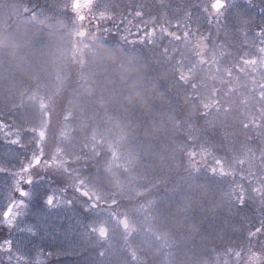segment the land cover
Here are the masks:
<instances>
[{
    "label": "rangeland",
    "instance_id": "1",
    "mask_svg": "<svg viewBox=\"0 0 264 264\" xmlns=\"http://www.w3.org/2000/svg\"><path fill=\"white\" fill-rule=\"evenodd\" d=\"M103 1L109 2V0H97L96 6ZM136 1H139V3L141 2V0ZM190 2H194L195 5H190ZM210 2L211 0H152L150 10L144 11L142 13L143 15L139 18L142 23L148 22L152 24L157 22L158 26L164 25V28L171 31L168 27H165L168 21H173L175 24L179 25L183 23L190 25L189 16L192 12L193 19H196L195 29L199 30L181 29L182 32L189 31L187 40L183 38L181 32L179 34L175 32L181 36V40H174V44L179 45L181 43L183 46L181 55L183 59L182 72L189 77L188 83L185 84L181 82L184 85L191 87L193 83H197L200 85L199 87L208 85L212 86L210 89L214 91L215 86L217 90L218 87L221 89V84L224 83V81H229L228 76L233 74L232 77L234 78L237 76L242 78L244 73L248 74L250 80L247 85L253 91V94L249 95L246 99L248 101L250 99H255L256 105L252 107L250 105L251 102L243 105L241 101H237L234 95V88H231L234 94L229 92L230 100L228 99L227 101L228 105L233 107L234 110L243 108L244 112L233 115V118L230 117V114L221 117V113H219V115H215L214 120H212L214 125L212 126L216 129L220 122L223 126L228 122L230 124L235 123L234 126L229 124L226 129L218 131L217 136L220 134L219 147H221V136L225 134V139L228 141L227 146L231 145V148L234 149V153L232 150L230 154H224L225 157L223 158L225 169H228V171L232 173L231 176L235 180L236 190L233 197L240 208L239 210L241 212L238 214V219L240 217L242 223L232 220L227 216L233 215V211L235 210L222 206L216 199V204L213 207H208V205L205 204L207 207L202 205L201 208L195 193L183 191L180 190L179 187L175 188V186L171 185L170 179L172 173L178 171V164L184 161L183 151H179L177 145L176 150L178 157L175 156L173 149L170 147L168 152L165 150L166 154L160 156H156L157 150H153L152 159L150 158L144 161V167L147 166L148 169H152V167L155 168L158 161L161 167L165 165L164 170H159L162 176L155 178L154 184H148L147 186L143 184V186V182L140 181L136 183V179V184H134V170L132 167L136 166L137 160L142 158L141 153L137 154L135 157L132 153L133 149L131 145H129L124 160H120V158L123 155V153H121L122 146L134 141V139H132V134L138 132L140 128L133 129V127L139 124L136 125V123H131L128 118H126V108L119 104H112L109 98L99 93L98 90L100 89H95L91 82L90 93L85 91L83 94H75L74 97H71L68 108L64 114V119L68 118L67 126L61 128L51 126L52 115L50 106L52 97L45 95L42 85L36 86L31 93L25 78H22L20 84H17L18 78L20 77L17 71L22 72L24 68H28V64L24 62H30V60L33 59L32 56L37 57L39 55L37 59L39 65L44 66V60L49 59L56 81L59 82L63 79V75L68 73L74 54L78 57H83L82 63L87 64L93 56L101 52L103 47L101 40L102 38L104 39L108 33V22L111 20L118 21L124 7H120L122 10H113L114 8L108 10V6L102 8L97 7L95 9L96 13L99 11H106L111 15V19L98 21L100 33L102 34V38H100L91 30V28L94 29L96 27V22H86V28L89 29L87 32L79 26L78 22L74 23L72 28H69L65 22L51 23L49 18L52 19V17H48L47 11L43 9L45 7L44 4L38 5L37 0H26L22 6V10L24 11V13H22L23 15L16 14L14 10H11L14 6L13 3H10V11L9 7H5L7 10L0 11V16L8 11L9 15L11 12L13 13V19L15 20L20 17L22 21L33 23L42 30V33L37 35L38 39L49 37L52 42L48 48V46L42 44L40 40L38 42V49L35 48L31 52L29 49L31 46L29 39L32 37L24 41L25 35H21V32L18 30L10 28V17L6 19L3 25H0V40H4L5 38L8 40L3 46H0V57H2L4 53L18 50V47L24 49V54L26 56V58H23V55L15 51L14 61L17 62V64L13 65V68H16L14 70L15 74L14 76L10 74V78H5L7 81L0 83V90L3 92V95L7 96L5 99H2L0 95V102L4 100H9L11 102L8 104L5 103L0 108L1 111L4 106L7 108L9 107L7 110L8 112L6 111L5 114L11 116V124L5 126L9 127L8 130L10 131L6 134V137L9 136L13 140H18L23 138L24 134L27 135V132L30 130V136L32 138H28L30 144L25 145L26 150H24L23 154L21 153V157L16 156L17 154L13 152L6 156V163L10 167L9 172L6 168V163L3 162V171L0 172V177H3L5 185L0 188L1 221H3V213L10 201L13 198L19 200V195L15 193L13 187L16 179L14 172L21 169L24 166H22L24 162L28 163L32 154L38 153L43 155L45 164L42 165L41 168L32 170V183L30 185H21V187L29 193V195L21 199V201H23L25 205L31 203L32 206L35 199L43 195L42 192L46 194L49 193L48 196L45 197L46 201L42 205L47 208V201L50 197L55 202L56 197L59 196V201H62L61 194L72 185L74 189V203H72L74 205V259H76L74 264H87L86 261L88 262V260L83 258L84 254H86L84 250L86 248L88 249L87 245L92 238L90 234L92 230L96 233L100 245L99 248H101L99 251L102 253H104L103 251L106 252L105 260H108L109 264H264V233L259 234L258 237L251 242L248 239L249 232L255 230L260 226L261 221H264V209L261 210L260 208H264V168L261 167V153L259 154L255 144L248 142L249 139L256 137V133H259L258 136L260 140H264V137L261 139L262 133L264 134V122L263 120L260 122L261 119H264V111L260 109L257 102V82L261 81L259 73L264 71V68L257 67L256 70L253 71L251 66H237V70L233 71L232 69H228L227 71V66L222 62L221 53L215 52L219 51L221 48L226 50V52H228V49L232 48L242 51L245 48L243 45L245 40L247 42L252 40V37L244 39L243 36H241L243 31H249L250 29L251 23L249 19L244 17V10L248 9L250 5L252 6V0H226L227 7L224 9V13L219 18L218 22L215 18H211L209 13L204 10L207 6L210 8ZM171 3H173L174 6H172ZM166 5L169 7H166ZM186 5H188V7ZM254 5L259 6V10L264 12V1H260V3ZM62 7L67 8L66 6ZM142 8L144 10L146 6L143 5ZM25 9L28 10L25 11ZM157 11H161L163 14ZM172 11L174 14L177 11V19L172 18ZM178 11L180 12L178 13ZM232 16H234L233 24H236V29L234 30H236L235 34L237 38H233L232 41L229 42L228 38L223 34L222 43L218 44L217 42L218 47L215 48V45H217L216 41L213 47L209 46L207 41L208 33H213L214 39H216L217 35L222 34L220 31L221 25L226 24L227 18L231 21ZM140 19L138 22H140ZM230 24H232V22L228 25ZM46 25L48 28H44ZM158 26H155L157 30L155 38L160 36L157 39V41H160L163 38V34L160 32ZM132 27L134 28V24ZM152 27L154 26L152 25ZM104 29H107V31H104ZM49 31L54 34L48 36L47 33ZM201 33H203L204 38L199 37ZM231 34L232 32L229 31L226 35L228 36ZM93 41H95L97 47L91 50L89 46ZM237 41L239 43L238 45ZM202 42L206 47H204L202 55H198V53L201 52L199 45H201ZM16 43H18V46H15ZM212 48L215 49L214 52H210ZM41 50L43 54L40 53ZM48 50L49 52H47ZM179 50L180 49L175 51V53H178ZM257 50L258 47L255 48V51L250 50L244 52L243 55L245 58L250 59L255 56ZM93 51H95V53H93ZM85 52H88L86 55L87 57H84ZM104 52L110 53V49L106 45H104ZM31 53L33 54L32 56ZM10 54L13 55L14 53L12 52L7 55ZM234 55H236V53H234ZM259 56L260 53L257 51V59H259ZM232 57L231 55V58ZM200 60H203V63H200ZM92 65L95 64L93 63ZM95 67L97 71L92 72L93 78L100 79L105 70L104 64H99ZM189 68H193V71L189 72ZM241 68H244V71H239ZM226 74H228V76ZM11 81L14 89L17 88V91L11 92L9 95ZM52 84H54V82ZM180 84L178 87L172 83L168 84L170 90L169 95H174V97L179 96L176 95V91L180 90ZM226 85L231 87L234 83L227 82ZM195 90H198L197 87L187 89L185 92L190 94L195 93ZM205 90L206 87L203 88V92ZM207 98H213V96L207 97L202 95V99ZM87 105L91 110H86L84 108ZM58 109L59 108L53 111L57 112ZM155 110L156 109L149 111L145 116L149 114L154 116V112L161 110L160 115L162 118H165L163 129L166 130V132L169 131L168 133H170L171 130H186L189 134L182 136V138L188 137L189 139V126L192 125L193 122L191 117L192 112H189V110L185 111L187 119L185 121L183 120V123H179L176 118L175 123H172L173 117L170 115L171 111L167 102L161 101L158 110ZM74 111H76V113H74ZM85 111H93L87 121L86 117L89 113ZM99 113H102L104 117L99 116ZM241 116L245 118L243 119ZM98 117L101 118V122L96 123L94 128L90 127L89 119L92 118L95 120ZM254 117L259 121L256 120L255 123L250 125L252 126L251 128L245 130L243 124H250ZM233 119H235V121ZM5 124L7 123L5 122ZM172 124L181 125L182 129H177L175 126H172ZM96 127L98 128L96 129ZM110 127H112L111 134H115L117 140L115 143L110 144L107 152L110 153V155L105 156L103 161L99 156L96 144L103 137L104 132L109 135ZM30 128H32V130ZM142 128L145 129L144 126ZM56 131H61L62 133L59 143L55 142L57 135L53 132ZM184 140V145L186 146L188 141L186 139ZM263 140L262 143H264ZM144 147L146 148L145 150L150 153V145L147 147L142 145V148ZM204 147L209 148L210 146ZM164 149H167V146ZM189 151V149L185 150L186 155ZM213 151H216L215 153L222 157V153L217 151L216 147L215 149L213 148ZM261 152H264V150ZM257 154H259V157H257ZM130 157L131 159L127 160V158ZM145 158L147 157L144 155V159ZM201 160L203 159H200V164L202 165ZM240 161H243V164H241ZM17 162L20 163L17 164ZM133 162H135V165H133ZM252 162H255V164L250 165ZM186 163L189 164L191 162L187 160ZM227 164H229L230 167L227 166ZM207 166L213 167L215 163L213 166L208 164ZM258 169L262 172H259ZM198 172H201V170ZM254 172L257 173L256 176ZM147 174L151 173L148 172ZM242 176L244 177L243 179ZM190 177L191 175H188L184 180L188 181ZM225 177L229 176H224L222 178L226 181H230L229 179H225ZM48 178L50 179V185L52 187L48 186ZM53 180H57L61 185L54 187L52 185ZM73 180L74 184L72 183ZM80 182L82 185L79 187L78 184ZM0 183H2L1 179ZM185 185L187 184L183 186ZM238 185H243L246 189V198L243 204L238 202ZM138 186L141 187L138 188ZM254 188H260L261 192H255L253 190ZM77 190L79 191L76 192ZM81 193H86L88 199H90L89 203L83 202L86 198ZM201 196L203 195L201 194ZM258 196H260V199H258ZM60 204L64 205L63 202H60ZM92 204L95 205V207H93ZM53 205H57L56 202ZM42 206L40 210L47 214ZM83 206H85L86 209L81 211L80 207ZM33 208L31 211H40L37 203ZM256 212L259 213L256 220H254L252 215L255 216ZM36 222H43V227ZM49 222L58 223L59 221L56 218L46 216L42 213H39L37 218L33 219V222L31 218L30 227L28 229L30 248L15 251L13 250L15 248L11 244V252L0 250V264H32L33 262H35L34 264H39V262L49 260L51 256L47 257L45 255V249H49L48 243H50V241L46 242V239L48 240L49 238H46V235H44L46 232L44 228ZM5 226L7 227L6 224ZM102 227L108 230V235H106V237L97 236L100 230H103L101 229ZM23 237L24 236L19 237L18 241L15 242L17 246L23 244ZM61 239L62 240L59 239L57 241L60 247L64 246V249H67L69 248V244L72 245V239ZM5 243L6 242L0 243V248H3ZM45 243L47 246H45ZM52 247V249H54L57 246L54 247L52 245ZM100 252L97 253L99 254ZM237 253H239V256ZM51 259L53 260V258ZM93 259L101 260L100 254L95 255Z\"/></svg>",
    "mask_w": 264,
    "mask_h": 264
},
{
    "label": "trees",
    "instance_id": "2",
    "mask_svg": "<svg viewBox=\"0 0 264 264\" xmlns=\"http://www.w3.org/2000/svg\"><path fill=\"white\" fill-rule=\"evenodd\" d=\"M33 1V0H32ZM151 1L152 0H109L101 2L96 8H102L104 6H108V10L114 8L113 10L121 9L124 7L122 14L119 16L118 21H109L108 26V33L105 36V38H102L103 47L100 53L93 56V58L88 61L89 63L83 64L82 58L78 57L76 54H74L72 63L69 67V71L67 74H64L63 79L59 82L56 81L54 71L50 65L49 59H45L44 57V66L39 65L37 62L38 56H32V60L30 62L25 61V64H28V68H24L22 72H18L17 74L20 76L18 78V83L20 84L21 79L25 78L27 86H29L30 92L32 93L34 88L39 85L43 86V90L45 91V95L52 97V103L50 106L51 109V126H55V128H61L66 127L68 124V118L64 119V114L68 108L69 102L71 97H74L75 94H83L85 91L91 92L90 88V82L93 84L95 89L98 90L99 93H101L103 96H107L112 104L116 105L119 104L126 108V118L131 123L139 124L138 126L133 127V129L140 128L138 132H135L132 134V139L134 141L129 142L128 144L122 146L121 153H123L120 160H124V157L126 153L128 152V146L131 145V148L133 149L132 153L136 157L137 154L141 153L142 158L140 160H137L136 166H133L134 170V184L142 181V185L146 184H154L155 178L158 176H162V174L159 172V170H164L165 165H160L159 161L157 162V165L155 168L152 167L148 169V167H144V161L146 159H152V153L153 150L156 151V156H160L162 154H166V151L168 152L169 148L171 147L173 149V153L176 157H178V153L176 150L183 151V157L184 161L180 162L178 164V171H175L172 173V177L170 179V183L172 186H175V188L179 187L180 190L188 191L191 193H195V196L198 199L199 206L202 208L203 206L208 205V207H213L216 204V201L221 204L222 206H225L227 208H231L235 211L233 215H227L232 220L239 221L242 223V220L238 219V214H240V208L238 207L237 203L235 202V199L233 197V194L236 190V184L233 177L230 175L229 177H225V179H229L230 181L224 180L219 175H211L209 173V168L207 166L211 165L213 166L214 161L211 157H208L206 160H201L202 165L200 164L201 156L199 155V152L201 150V145L203 146H210L209 149L213 151V148L217 149V151L222 153V157H225L224 154L228 155L231 153L234 149H232L231 145L227 146L228 141L226 138V135L223 134L221 136V147H219L220 138L219 135L217 136L218 131L224 130L229 126V122L226 123L224 126L221 125V122L219 123L218 128L216 129L213 127L212 120H214L215 115H219L221 113V117L224 115L228 116L230 114V117L233 118V115L238 113H243L244 109L241 108L239 110H234L233 107L228 105L227 101L229 98V92H232L231 88H234V95L236 97L237 101H241V103L248 104L251 102V106L253 107L256 105L255 99H250L249 101L246 99L249 97V95L253 94V91L248 87L247 83L249 82V79H247L245 82H240L236 84L237 82H234V77H229V82L234 83L233 86H227V82L224 81V83L221 84V89L218 87V90L215 89L214 91L210 89L212 86H203L199 87L197 83H194L197 85V89L194 92L188 94L185 92L187 89H191V86L184 85L179 80V75L182 72V65H183V59H182V45L181 43L179 45L174 44V40L167 36H163V38L160 41H157V38H154V41L144 42V43H134V44H127L124 43V41L121 39L124 35H127V30H131L132 33H137L138 26L142 27L145 23H147L148 28H153L152 25L158 26L157 22L154 23H148V22H141V19L135 16L136 11H142V13L146 10H150L151 8ZM26 0H0V11L7 10L5 7H9L10 11V3H13V8L11 10H14L16 14L23 15L24 11L22 10V6ZM35 2V1H34ZM160 2V1H159ZM38 5L44 4V10L47 11L48 17L51 23H58V22H65L69 28H72V25L74 24L72 21L74 20V14L70 10V0H37ZM195 5L194 2H190V5ZM145 5L146 8L143 10L142 6ZM172 6H174L173 3H171ZM62 6H66L67 8H63ZM179 6V5H176ZM188 7V5H186ZM61 7V8H59ZM121 7V8H120ZM166 7H169L166 5ZM165 8V7H163ZM162 8V9H163ZM122 10V9H121ZM161 12V11H157ZM180 11H178L179 13ZM57 13V15H56ZM162 13V12H161ZM163 14V13H162ZM54 15V16H53ZM134 15V16H131ZM177 11L174 14L172 11L171 16L172 18H176ZM9 18V25L10 28L16 29L19 32H21V35H25L24 41L29 39L31 46L29 47L30 51L32 52L33 49H38V42L41 40L42 44H46L48 48L51 45V41L49 37H44L41 39H38L37 35H40L42 33V30H40L38 27H36L33 23H29L27 21H22V19L16 18L13 19V13L9 15L8 11L6 13H3V15L0 16V25H3L6 21V19ZM244 17H248L249 20L255 21L254 23L258 21H264V12H261L259 10V6L256 5H250L248 9L244 10ZM33 18V17H32ZM31 18V20H32ZM140 19V22H138ZM131 21V23H129ZM189 23L188 24H175L173 21L169 24H165V27H168L171 31L177 32L178 34L182 32L183 29L187 28L189 30H199L196 28V19H193L192 12L189 16ZM134 24V28L132 27ZM230 25H226L224 29V35L228 38V41L231 42L233 38H237V35L233 32L235 30H232L233 32L231 35H226L231 30L229 28ZM164 28L163 25L158 26ZM44 28H48L47 25L44 26ZM182 29V30H181ZM256 30H259V28L254 27L249 29V31H246L247 34H241L244 39H248L249 37H252L251 41H255L257 39V33ZM189 32V31H188ZM48 36L53 35L54 33L48 32ZM234 34V35H233ZM223 35V34H222ZM222 35H217L216 39H214L213 33H208L207 35V41L209 46L213 47L218 42L221 43ZM199 37H203V33L200 34ZM129 40H138L137 35H129ZM8 41L6 38L4 40H0V46H3L4 43ZM246 42V41H245ZM218 44L215 45V48L218 47ZM237 41V45H238ZM245 43H243L244 45ZM254 43H252L253 45ZM104 45H106L110 49V53L104 52ZM236 45V46H237ZM15 46H18V43H16ZM91 50H94L93 48H96L95 41H93L90 46ZM99 49V48H97ZM96 49V50H97ZM165 49H167V52H165ZM178 49L179 52L175 53ZM7 50V49H6ZM16 53H20V55H23V58H26L24 54V49H21L18 47V50H15ZM7 55L9 53H4L2 57H0V83L5 82V78H10V74L14 76L15 69L13 68V65L17 64L14 60V55ZM39 51V50H38ZM215 49H210V52H214ZM238 51V50H235ZM49 52V50L47 51ZM216 52V51H215ZM239 52H227L225 56L222 59V62L225 66H227L228 69H232L233 71L237 70V66H244L242 57L244 58L243 53ZM40 53L43 54V51L41 50ZM74 53V51H73ZM95 53V51H93ZM236 53V55H234ZM40 54V55H42ZM88 54V52L84 53V57ZM46 55V54H45ZM231 55L233 56L231 58ZM87 57V56H86ZM90 57V56H89ZM48 58V55H47ZM233 60V62H232ZM17 61V59H16ZM86 62V61H85ZM95 65H92V64ZM30 64V65H29ZM90 64V65H89ZM99 64H104L105 70L103 71V75L100 79L93 78V73L97 71V68L95 66ZM27 73V75H26ZM92 73V74H91ZM246 73L243 74L244 78ZM4 78V79H1ZM86 78V80H85ZM54 82V84H52ZM189 82V81H188ZM174 84L176 87L180 84V90L176 91V95H169V86L168 84ZM60 84V85H59ZM11 89L9 91V95L11 92L17 91V88L14 89V86L12 84V81L10 83ZM245 86V87H244ZM206 87V90L203 92V88ZM221 90V91H220ZM251 92V93H250ZM0 95L2 96V99H5L7 96L3 95V92L0 90ZM202 95L207 97L213 98H207L202 99ZM1 99V100H2ZM202 99V100H201ZM161 101L167 102V105L170 108L173 121L172 123H175L176 119L179 123H183V120L185 121L187 119L185 115V111L192 112V125L189 126V132L190 136L194 139H188V144L185 146L184 142L185 140L182 138V136L188 135V131L186 130H171L170 133L166 132V130L163 129V122L165 118H162L160 113L161 110H158V107L161 105ZM212 101V102H211ZM11 103L9 100H4L0 102V108L4 104ZM207 104L209 105V109L207 110L209 112L208 116L205 117L202 115L203 112H205V109L203 106ZM9 106V105H7ZM57 110V112L53 111ZM86 110H91V108L87 105L84 107ZM9 109V107H2L0 115V168L3 166V162L6 163L7 160L6 156L11 154V152L17 154L16 156L21 157V153H24L25 145L30 144L28 141L29 139H32L30 136V130L27 132V135L24 134L23 138L18 139V144H12L10 143L13 139L9 136L6 137V134H8L10 131L8 130L9 124H11V116L6 115V111ZM82 109V108H81ZM153 109H156L154 112V116L149 114L148 116H145L149 111H152ZM84 110V109H83ZM8 112V111H7ZM60 112V113H59ZM88 112L89 115L86 117V121L90 114L93 111H85ZM76 113V111H74ZM99 116H102V113H99ZM243 119L244 116H241ZM176 118V119H175ZM137 120V121H136ZM235 121V119H233ZM256 117L252 119V122L249 125V128L251 124L256 122ZM264 119H261L260 122ZM232 121V120H231ZM259 121V120H258ZM5 122L7 124H5ZM90 127L95 126L96 123L101 122V118L98 117L97 119L93 120L92 118L89 119ZM186 123V122H185ZM210 123V124H209ZM88 125V123H87ZM213 125V126H212ZM231 126H234L235 123H231ZM244 125V124H243ZM145 127L142 128V127ZM177 129H182L181 125H173ZM183 126V125H182ZM264 127V126H263ZM98 127H96L97 129ZM148 128V129H146ZM244 128V127H243ZM259 128V127H258ZM7 129V130H6ZM32 130V128H30ZM245 129V128H244ZM245 129V130H247ZM112 127H110V133L109 135L104 132L103 137L97 142V148L100 158L104 161L105 156L110 155L108 152V148L110 144H113L117 140V136L115 134H111ZM264 132V129H263ZM56 135L55 142L59 143L60 139L62 137L61 131L53 132ZM256 137L249 139L248 142L255 144L257 151H259V154L262 150H264V143H262V137H264V134L262 133L261 139H259V136L257 133L255 134ZM169 137V138H168ZM136 139V140H135ZM181 139V140H180ZM138 140V141H137ZM215 140V141H214ZM89 141V140H88ZM264 141V140H263ZM90 143V142H89ZM165 144V145H164ZM142 145L148 146L150 145L151 150L150 153L147 152L144 148H142ZM167 146V149H164ZM121 148V146H120ZM13 149V150H12ZM33 149V148H32ZM190 151H196L197 156L195 158L196 162V168L192 167V164H187V160H189L188 156L185 153V150ZM216 152V151H214ZM242 153V152H241ZM259 154H257V157H259ZM144 155L147 157L144 159ZM115 158V156L113 155ZM130 158H127V160H130ZM5 160V161H4ZM110 161V160H108ZM180 161V160H178ZM106 163V162H105ZM135 162H133V165ZM107 164V163H106ZM255 164V162H252L250 165ZM190 168H189V167ZM227 166L230 167L229 164ZM136 167V168H135ZM6 168H9V165L6 163ZM139 168V169H138ZM159 168V169H158ZM199 168V169H197ZM208 168V169H207ZM158 169V171H157ZM201 170V172H198ZM228 171V169H225ZM259 172H262L260 169H258ZM256 171V172H258ZM151 174H147V173ZM255 173V176L257 173ZM253 174V173H252ZM188 175L191 177L190 180L186 181L184 180ZM145 178V179H144ZM136 179V183H135ZM186 181V182H185ZM184 184H187L183 186ZM141 185V186H142ZM141 186H138L140 188ZM144 186V185H143ZM201 194L203 196H201ZM206 195V196H204ZM208 196V197H207ZM216 199V201H215ZM258 199H260V196H258ZM209 200V201H208ZM210 202V203H209ZM206 204V205H205ZM207 207V206H206ZM261 210L264 208L260 207ZM210 209V208H209ZM226 209V208H224ZM245 213V212H242ZM259 212H256L255 216L252 215L253 219L256 220V217ZM264 213V211H263ZM234 221V222H235ZM231 230V229H230ZM229 231V230H228ZM242 259V258H241Z\"/></svg>",
    "mask_w": 264,
    "mask_h": 264
},
{
    "label": "snow or ice",
    "instance_id": "3",
    "mask_svg": "<svg viewBox=\"0 0 264 264\" xmlns=\"http://www.w3.org/2000/svg\"><path fill=\"white\" fill-rule=\"evenodd\" d=\"M97 0H70V8L72 13L74 14L75 19L72 21L73 23H79V26L87 32L89 29L86 28V22H96V27L91 30L94 32L95 35L102 38V34L100 33L99 29V23L100 20L105 19H111V15H109L106 11H99L98 13L95 12L96 9ZM227 7L226 0H211L210 2V8L207 6L204 10L209 13L211 18H215V20H219V18L223 15L224 9ZM28 9H25L27 11ZM143 14L141 11H136L135 16L141 17ZM131 23V21H129ZM104 31H107V29H104ZM156 28H148L147 23H145L142 27L138 26L137 33H132L131 30H127L128 34L121 37V39L124 41V43L127 44H134V43H144V42H153L154 38L156 36ZM160 32L163 34V36H167L175 41H180L181 36L178 35L175 32L169 31L167 28H161ZM129 35H137L138 40H129ZM189 36V32L185 31L183 33V38L187 40ZM258 36V52L260 53L259 59L257 57L253 56L250 59L247 58H241L243 60V65L245 67L251 66L253 71L256 70L257 67L264 68V31L257 33ZM201 48V52L198 53V55H202L204 47H206L203 42L201 45H199ZM165 52H167V49H165ZM200 63H203V60H200ZM194 67V66H193ZM189 72L193 71V68L188 69ZM239 71H244V68L239 69ZM259 76L261 77V81H258V99L257 102L260 106V109L264 111V71H261L259 73ZM179 80L183 83H188L189 77L184 72H181L179 75ZM193 88H196V84H192ZM209 105L205 104L203 108L205 109V112L202 113L203 116H208V109ZM245 129L249 127L247 123L243 125ZM259 135V133H257ZM189 139H194L193 137H189ZM10 143L12 144H18L19 140H12ZM199 155L202 159H207L208 157H211L212 160L215 163V166L209 168V173L211 175H219L220 177L224 176H230L232 175L231 172L226 171L224 167V158L218 156L214 151L211 149L204 147L201 145V150L199 152ZM187 156L189 158V161L192 163V167L196 168V151H189L187 153ZM261 167L264 168V152H261ZM241 164H243V161H240ZM45 164V160L43 159V155L34 153L31 155L28 163L25 164L21 169L14 172V175L16 177L14 182V191L15 193H18L20 197H27L29 193L24 190L21 185L23 184H31L32 183V170L35 168H41L42 165ZM0 171H3V169H0ZM244 177L242 176V179ZM239 188V198L238 202L240 204H243L245 198H246V189L243 187V185H238ZM255 192L260 193V188H254ZM82 195L87 198L86 193H81ZM48 204L51 205L53 203V199L50 197L48 199ZM25 207L23 201L17 202L14 198L10 201L8 204L6 210L3 213V222L11 228L18 216L21 214V211ZM95 207V205H93ZM264 233V221H261V224L259 227H257L255 230H252L248 234V239L251 242L253 239L257 238L259 234ZM0 250H7L8 252H11V243L6 242L3 248H0ZM239 256V253H237ZM258 258V257H257Z\"/></svg>",
    "mask_w": 264,
    "mask_h": 264
},
{
    "label": "flooded vegetation",
    "instance_id": "4",
    "mask_svg": "<svg viewBox=\"0 0 264 264\" xmlns=\"http://www.w3.org/2000/svg\"><path fill=\"white\" fill-rule=\"evenodd\" d=\"M260 1H264V0H252L251 3H252V5H254V4L260 3ZM231 18H232L231 21H229V19L227 18L226 24L221 25L220 31L222 32V34H224L225 26L231 22H232V24H230V26H229V28H231L230 31L236 29L235 28L236 24L235 23L233 24L234 16H232ZM245 18L249 19L248 17H245ZM249 22L251 23L250 29L257 27V28H259V30H256V32L260 33L262 31H264V21L261 20V21L254 23L255 21L249 20ZM169 23H171V22L168 21L167 24H169ZM163 27H164V25H163ZM160 28H162V27H160ZM243 28L246 29L245 27H243ZM238 30H240V29H238ZM171 32H173V31H171ZM233 32L235 33L236 30ZM245 33L247 34L246 31H243L241 34H245ZM221 43H222V38H221ZM244 43H245L244 44L245 48L240 53H244V52L250 51V50L255 51V48L258 47V36H257V39L255 41L254 40L250 41V42L246 41ZM252 43H254V44L252 45ZM235 50H236L235 48L228 49V52H232V51L233 52H239V51H235ZM257 51H256V54H257ZM216 52L221 53L222 59L225 56V54H227L226 50H223V48L219 49V51H216ZM256 54H255V57H256ZM233 79H234V82H237L236 84H238L241 81L245 82L247 79H249V77H248V74H245L243 79H241L239 76H237L236 78H233ZM18 163H20V162H17V164ZM25 164H26V162H24L22 164V166L23 165L25 166ZM9 169H10V167L8 168V172H9ZM0 176H1V173H0ZM0 179L2 181V183H0V188H1L3 185H5V183L3 181V177H0ZM47 181H48V186L52 187L50 185V179L49 178ZM72 183L74 184V180L72 181ZM52 185L54 187H56V186H60L61 184L57 180H53ZM81 185H82V183L80 182L78 184V186L80 187ZM78 191L79 190H77L76 192H78ZM42 193H43V195L41 197H37L35 199V201L32 203V206H31V203H29L27 205L24 204L25 207L23 208V210L21 211V214L18 216L14 225L11 228H9L8 226L6 227L5 223L0 220V243L9 241L13 245V247L15 248V249H13L15 251L29 249L30 248V243H29L30 237L28 236V234H29L28 229L30 227L31 218H32V222H33V219H36L38 214L42 213L46 216L56 218L59 222L58 223H54V222L50 223L49 222V224L46 225V227L44 228L46 230L44 235H46V238H49L48 240L46 238H44V239H46V242L50 241V243H48L49 249H45L46 250L45 255L47 257L51 256L50 259L53 258V260L49 259L47 261L39 262V264H74V262L76 261V259H74V205L72 204V203H74V189L72 188V185H71V187L69 189H66L61 194L62 201H59L60 198H59V196H57L55 199V202L57 205H53L55 203L54 201L51 205H49L47 202V208L42 206V205L46 201L45 197H47L49 193L48 194H46L44 192H42ZM18 199L19 200H16V201L20 202L21 199H24V197L19 196ZM89 201H90V199H88V197L86 198V200H83V202H85V203H87V202L89 203ZM60 202H63L64 205L60 204ZM36 203L39 206L38 209L40 210V208L42 206V208H44L46 210L47 214H45L41 210L40 211H31V209L36 206ZM68 204H70V205H68ZM92 206H93V204H92ZM85 209H86L85 206L80 207L81 211H83ZM104 218H105V216H104ZM36 223H39L40 226L43 227V222H36ZM101 229L106 230L104 232L105 237H106V235H108V230L104 227H102ZM90 234H91L92 238L90 239V241L87 245L88 249L86 248L84 250V253L86 252V254H84V257H83V258H86V260H88V262H89L88 263L86 261V263L87 264H97V263L98 264H109L108 260H105L106 252L103 251L104 253H102L99 251L101 248H99L100 245H99V242L97 240L95 231L92 230ZM100 235H101V230L97 236L101 237ZM22 236H24L23 237L24 242L21 245L22 247L17 246L15 244V242H17L18 238L22 237ZM61 238L65 239V240L67 238L72 239V242H71L72 245L69 244V248H67V249H64V246L60 247L58 245L57 241L59 239L62 240ZM52 245L54 247L55 246H57V247L52 249L53 248ZM45 246H47L46 243H45ZM97 248H98V250H97ZM95 252L96 253L100 252L99 254H100L101 260L93 259L95 257V255H99L98 253L96 254ZM50 254H52V255H50ZM76 258H77V256H76ZM34 263L35 262H33L32 264H34Z\"/></svg>",
    "mask_w": 264,
    "mask_h": 264
},
{
    "label": "water",
    "instance_id": "5",
    "mask_svg": "<svg viewBox=\"0 0 264 264\" xmlns=\"http://www.w3.org/2000/svg\"><path fill=\"white\" fill-rule=\"evenodd\" d=\"M104 232H105V230L103 229V230L101 231V236H102V237L105 236Z\"/></svg>",
    "mask_w": 264,
    "mask_h": 264
}]
</instances>
